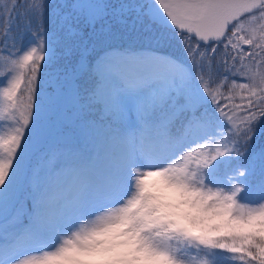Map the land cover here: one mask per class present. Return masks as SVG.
Listing matches in <instances>:
<instances>
[{"label":"snow or ice","instance_id":"snow-or-ice-1","mask_svg":"<svg viewBox=\"0 0 264 264\" xmlns=\"http://www.w3.org/2000/svg\"><path fill=\"white\" fill-rule=\"evenodd\" d=\"M0 264H264V0H0Z\"/></svg>","mask_w":264,"mask_h":264},{"label":"rangeland","instance_id":"rangeland-1","mask_svg":"<svg viewBox=\"0 0 264 264\" xmlns=\"http://www.w3.org/2000/svg\"><path fill=\"white\" fill-rule=\"evenodd\" d=\"M5 107V101L3 100L2 96H0V111H2ZM87 264H115V262L105 259H98L87 262Z\"/></svg>","mask_w":264,"mask_h":264}]
</instances>
